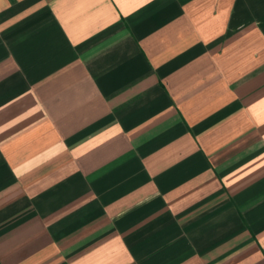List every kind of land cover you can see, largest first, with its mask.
Masks as SVG:
<instances>
[{
  "label": "crops",
  "instance_id": "obj_1",
  "mask_svg": "<svg viewBox=\"0 0 264 264\" xmlns=\"http://www.w3.org/2000/svg\"><path fill=\"white\" fill-rule=\"evenodd\" d=\"M0 264H264V0H0Z\"/></svg>",
  "mask_w": 264,
  "mask_h": 264
}]
</instances>
